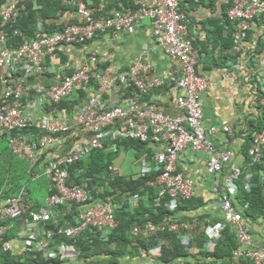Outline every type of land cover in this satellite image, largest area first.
Segmentation results:
<instances>
[{"label": "built area", "instance_id": "obj_1", "mask_svg": "<svg viewBox=\"0 0 264 264\" xmlns=\"http://www.w3.org/2000/svg\"><path fill=\"white\" fill-rule=\"evenodd\" d=\"M26 1L0 2V139L7 141L13 155L30 165L34 179L41 176L37 169H42V175L50 185L51 194L46 197L44 206L31 213L29 226L56 218L51 209L73 202L82 210L79 224L68 228L67 236L73 237L86 227H92L103 235L114 229L117 221L111 203L95 205L85 185L69 184V167L87 158L105 142H110L113 150L116 141L125 139L162 147L150 159L142 153L137 159L139 168L136 176L157 173L147 185L160 187L158 196L168 197L166 207L169 211L176 208L179 200L193 195L192 180L177 171L180 152L187 148L201 151L206 155L207 174L218 175L222 165L228 161L230 151L217 150L212 138L220 133L230 134L232 126L227 123L218 129L205 128L201 124L200 96L208 82L197 73V55L188 32L190 20L178 10V0H137L133 8L119 3L117 9L107 16L94 14L85 0H58L63 6L73 5L81 20L65 23L61 29L49 33L38 22L36 27L40 34L33 38L21 36L19 45L11 48L6 28L12 29L13 34H19L14 24ZM263 11L264 0H234L226 12L235 28L233 37L244 38L256 24L254 18ZM143 21L149 22L155 48L163 51L172 62L167 75L153 74L148 49H142L131 59L126 72L113 74L107 80H103L100 59L93 53L80 68L66 73L59 81L51 84L35 82L46 74V62L55 57L59 47L82 45L107 31L114 36L133 33ZM91 81L96 84L95 88ZM165 85L168 89L161 91ZM115 86H120L123 91L120 95L123 106L109 104L103 97ZM79 89H84L87 96L76 110L69 112L58 107ZM125 89L129 93H125ZM162 99L166 102H161ZM166 103L173 105L174 111H170ZM261 104L264 109V98ZM65 117H71L72 124ZM263 141L264 130L257 134L250 152L254 160L262 153ZM238 173L225 177L220 189L217 184L214 186L215 191L219 190L218 207L222 221L206 228L204 246L207 251H212L225 225L229 224L235 228L239 244L233 255L248 258L254 264H264V245L253 242L251 227L244 223L232 205L231 195L236 192L234 178ZM24 195L22 188L17 197L0 198V221L18 218L26 212L28 206L23 202ZM138 200V195H133L129 203L137 206ZM262 200L264 205V191ZM196 226V222L171 218L135 225L132 228L135 236L156 237L157 241L149 251L143 250L141 264L159 261L164 245V240L159 237L161 233L178 234L180 241L187 245L197 233ZM2 232L0 229V234ZM46 234L51 236L50 232ZM10 247L9 241L2 243L3 250ZM69 248L73 253L74 249ZM69 248L62 245L60 252H67Z\"/></svg>", "mask_w": 264, "mask_h": 264}, {"label": "trees", "instance_id": "obj_2", "mask_svg": "<svg viewBox=\"0 0 264 264\" xmlns=\"http://www.w3.org/2000/svg\"><path fill=\"white\" fill-rule=\"evenodd\" d=\"M232 5L233 0H198L197 2L194 0H178V10L189 16L198 6L213 10L217 7L219 8V16L211 17L209 20L213 28L210 34L216 35L214 37L215 39L216 37L219 38L222 44L221 47L224 50L231 49L234 44L232 38L234 28L226 16L227 8ZM64 10V7L58 0H27L24 10L20 12L14 24V28L19 30V34H13L12 29L6 28L9 35V46L11 48H16L22 39L21 36L33 38L40 34V31L36 27V23L38 22L42 23L47 33L61 29L62 26L60 25L54 26L53 20L61 16ZM253 22H264V11L261 15L254 18ZM247 33L250 34L251 32L248 31ZM257 39L259 45L262 44V47H264V34L260 35ZM228 41H230V44H228ZM192 43L194 42L192 41ZM248 78L249 75L245 78L244 82L252 90L256 82ZM128 89L131 91L130 88ZM167 89L168 87L165 85L160 90L165 91ZM86 95L85 91L77 90L74 96L61 102L58 107L65 108L69 112L76 110L78 103L84 99ZM245 120L244 125L248 127V134L244 137L245 142L241 147V152L244 156H246L247 149L250 145L251 131L253 129L260 131L264 128V114L261 113L256 118H245ZM24 132L25 131H20L19 133ZM219 145L223 146V143L219 141ZM115 146L116 148L113 150L110 148L111 143L105 142L101 148L94 150L87 158L72 164V166L69 167V179L76 184L87 182L89 187H94L92 194L97 200L105 201L109 198L113 204L117 226L105 237H97L99 232L90 228L75 239H67L61 235L60 232H58V228H56L59 225L47 224L44 226L54 231L55 243L63 241L71 242L75 244L76 248L80 251V255L75 262L66 264H123L126 256H133L136 258L135 260L139 262L143 260L142 251H149V249L156 245L157 241L156 237L143 239L132 234L131 229L135 225H145L148 222L157 223L168 215H171L174 219L187 221H193L195 218L200 220L204 218L211 219L210 214H201L196 217L192 214L188 215L191 213L190 211L195 209L197 202L200 200L195 196L186 201H181L182 203L177 208L176 212H169L166 207L167 198L156 200L160 187L147 185L148 181L154 180L157 173H150L144 177L133 178L132 176L120 175L114 170L113 163L120 153L132 148L137 152V157L135 158H138L139 154L143 151L151 155V143L148 144L137 140H124L115 142ZM0 150H2V153L10 151L7 146V141L3 138L0 139ZM10 154H12L11 151ZM10 154L7 155L10 156ZM12 156L15 155L12 154ZM12 167L13 165L11 162L7 161L3 166V171H0V195L4 197L15 196L24 186L27 195L31 196L32 182H34L32 179L33 172H31V170L30 172H26L30 176V179L25 182L24 180L26 178H22L24 175H20L19 172L17 173L15 171L14 174L12 173ZM249 170L252 173L249 189L247 190L245 188L244 177L246 170L244 169L240 177L235 181L237 185V195L233 199V202L235 209L241 213L244 222L253 228L256 222L258 225L261 220L264 223V205L262 200V190L264 187V155L261 157V161L251 166ZM37 171L41 172L39 169H37ZM41 179H43L45 183V189L42 194L45 197L50 194L47 190L48 183H46L45 177ZM39 191H41L40 188H38V192ZM42 195L39 193V196L34 197V205L37 206L41 204L39 197ZM133 195H138L139 197L137 206H132L129 203V199ZM204 204H206V202L200 205ZM208 204H210V202ZM62 210H65L67 214L59 228L75 225L79 212L78 206L73 203L70 209L63 206ZM26 216L27 214H23L16 223L11 219L0 221V227L12 224V229H9L4 235L5 239L13 238L17 235L15 234V229L23 222ZM214 220H217L216 217L212 221ZM255 234L252 235L253 241L256 244H261L255 241ZM159 237L164 240V245H162L161 257L156 264H179V262H183L184 264H254L253 261L248 258L233 255V250L239 248V244L237 242L235 228L230 225H227L222 231L221 237L216 240L215 247L212 251H207L205 249V236L203 232L196 234L194 240L190 245L187 244V246L180 241L179 235L173 232L161 233ZM0 263L60 264L57 260L45 259L42 253L38 251H22L17 253L11 250H3L1 243Z\"/></svg>", "mask_w": 264, "mask_h": 264}, {"label": "crops", "instance_id": "obj_3", "mask_svg": "<svg viewBox=\"0 0 264 264\" xmlns=\"http://www.w3.org/2000/svg\"><path fill=\"white\" fill-rule=\"evenodd\" d=\"M136 1L137 0H85V3L94 14L107 16L117 9L119 3L125 7H132L135 5ZM63 7L65 9L64 13L53 20L54 26H62L68 22H78L81 20L73 5H66ZM219 14L220 10L218 7L213 10L198 6L197 9L191 13V25L189 28L191 39L194 42L193 47L199 59L198 69L207 77L206 79L209 82L208 87L202 94V121L205 127L222 125L226 122L233 123L236 126L238 124L237 121L240 119L256 117L254 111H251L248 106V94H246V90H250V88L246 87V90L244 88V67H241L242 62L240 57L242 56V51L246 52L248 49H251L252 46L247 42H242L243 50H240L239 45L235 52L237 55L229 53V50H232V48L228 50L222 49L219 38L216 37L215 39L214 37L216 35L210 34L213 28L209 23L211 17H218ZM148 25V21H143V24L137 27L133 33H120L114 36L112 32L107 31L99 34L96 38L85 44L59 47L55 57L46 62V74L35 79V82H43L46 84L57 82L66 73L80 68L85 59L93 53L100 59L103 80H107L109 76L113 74L126 72L129 69L131 59L142 49L150 50V59L154 67L153 74L162 77V75L171 69L172 62L160 49L155 48V43L150 36L151 33ZM262 34H264V22H261L260 29L258 26H254V30L249 34V40L258 42L257 38ZM233 42L234 44L232 47L237 44L235 40H233ZM228 44H230V41H228ZM91 86L95 88L96 84L91 81ZM127 89H125V93H128ZM79 90L85 91L84 89ZM122 93L121 87L115 86L111 91L104 93L103 97L109 104H120L123 106L124 103L120 97ZM74 94L71 96H74ZM96 94L98 93L96 92ZM82 100L78 103L77 108ZM161 102L165 103L166 99H162ZM166 104H168L170 111H174L173 105L169 103ZM65 118L72 124L71 117ZM238 145L239 141L236 140L235 143L233 141V147L231 145L229 146L234 153L231 160L232 163L240 166L243 158L240 157ZM126 152L132 153V159L126 160L125 156H122L118 166L116 165V160L118 161V158L114 161L115 171L123 175L133 174L138 171L139 168L137 163L134 164L136 162L134 159V151L129 150ZM204 164L205 155L191 152L189 149L182 152L177 160L178 170L195 181L196 195L201 196L205 202L207 200L205 198L206 193H209V191L212 192L211 186L213 181L212 178L205 173ZM123 170H126L128 174H124ZM32 183V195L34 197L39 196V193L42 195L45 189L43 179H38ZM38 188H40L41 191L38 192ZM39 201L43 204V195L39 197ZM215 209V203H211L204 205L191 214L199 215L209 213L215 216V213H217ZM251 229V235L256 233L254 238L255 241L264 244L263 221L261 220L259 225L256 222L255 226ZM14 246L15 250L19 251L21 244L19 241H15Z\"/></svg>", "mask_w": 264, "mask_h": 264}, {"label": "clouds", "instance_id": "obj_4", "mask_svg": "<svg viewBox=\"0 0 264 264\" xmlns=\"http://www.w3.org/2000/svg\"><path fill=\"white\" fill-rule=\"evenodd\" d=\"M233 2H234V0H233ZM63 6V5H62ZM134 6H132L131 8H133ZM229 8V7H228ZM228 8H227V10H228ZM227 10H226V12H227ZM188 17H189V20H190V22L188 23V32H189V37H190V39H191V35H190V30H189V28H190V25H191V15L189 16V15H187ZM227 16V15H226ZM231 22V21H230ZM72 23V22H71ZM232 23V22H231ZM232 25H233V23H232ZM256 26H258L259 27V29H260V26H261V23H256L255 24ZM255 25H253L252 26V28L249 30L250 32L251 31H253L254 30V26ZM233 28H234V25H233ZM234 31H235V28H234V30H233V33H232V38H233V40H235L236 41V45H234L233 47H231L232 48V50H229L230 52L229 53H232L233 55H237V53H235L236 51H237V47L240 45V50H243L242 49V42H247L248 44H250L251 46H252V48L251 49H248L246 52H243L242 51V56H240L241 57V62H242V65H241V67L243 66L244 67V75H243V77H244V80L243 81H245V78L249 75V78L248 79H251V80H254L255 82H256V85L253 87V89L251 90H246V87H249V86H247L246 84H244V88H245V90H246V94H248V96H247V99H248V106L250 107V109H251V111H254V113L256 114V117H258V115H260L261 113H263L264 114V109H263V106H262V104H261V100L264 98V91H263V89H264V86H263V84H264V81H262V79L264 78V47H262V44L261 45H259V43L258 42H254V41H250L249 40V34L246 32V35H245V37L244 38H235V37H233V34H234ZM151 36V35H150ZM152 37V36H151ZM246 37H247V39H246ZM153 39V38H152ZM153 41H154V39H153ZM191 41H192V39H191ZM193 44V43H192ZM195 50V49H194ZM228 50V49H227ZM142 51V50H141ZM140 51V52H141ZM148 52H149V55L151 54V52H150V50L148 49L147 50ZM163 52V51H162ZM195 52H196V50H195ZM165 55V54H164ZM196 55H197V53H196ZM150 57V56H149ZM236 57V56H235ZM239 59V58H238ZM150 61H151V59H150ZM237 64V63H236ZM235 64V65H236ZM130 65V64H129ZM151 65L153 66V64H152V62H151ZM199 59H198V56H197V66H196V70H197V73L199 74V75H201V76H203V77H205V78H207L206 76H204L200 71H199ZM153 70H154V67H153ZM169 72V71H168ZM167 72V73H168ZM167 73H165L166 75H167ZM164 74V75H165ZM164 75H162V76H164ZM247 79V80H248ZM207 80V79H206ZM207 82H208V80H207ZM208 84H209V82H208ZM207 87H208V85H207ZM206 87V88H207ZM205 91V90H204ZM203 91V92H204ZM203 92L201 93V96H200V103H201V111H202V109H203V106H202V94H203ZM258 96V97H257ZM60 108V107H59ZM255 117V118H256ZM253 118V117H252ZM202 119H203V111H202V116H201V124H202V126L203 127H205L204 125H203V121H202ZM244 121H246L245 119H240V120H238L237 121V125L235 126V124H233V123H230V122H226V123H224V124H222V125H211V126H208V127H205V128H210V127H214V128H218V129H222L223 128V126L225 125V124H230L231 126H232V131H231V133L230 134H228V133H220L219 135H217V136H215V137H213L212 138V140H213V143L215 144V147H216V149L217 150H223V149H225V150H228V151H230V155H229V158H228V161L227 162H225L223 165H222V168H221V170L219 171V173H218V175L215 177V176H211V175H209V174H207V172H206V170H205V165H206V155L204 154V153H202L201 151H199V152H195V151H193L192 149H190V148H187V149H189L191 152H194V153H202V154H204L205 155V164H204V171H205V173L207 174V175H209L211 178H212V181H213V183H212V186H211V190H212V192H210V196H207V194H208V192L206 193V195H205V198L207 199V197H209V199L208 200H206L205 202H206V204H204V205H208V203L210 202V204L211 203H215V206H216V209H215V211H217V213H215V216H212L211 214V219L210 218H204V219H194L193 221H187V220H178V219H176L177 221H184V222H188V223H192V222H196V230H197V233L196 234H198L199 232H203L204 233V236H205V241H206V234H205V230H206V228L207 227H209V226H213V225H216V223H219V222H221L222 221V213H221V210H220V208L218 207V202H219V195L217 194V192L219 191V190H217V191H215L214 190V186L217 184V186L219 187V189L221 188V184H222V182H223V180H224V178L225 177H227V176H229V175H233L235 172H239L238 173V175H237V177L236 178H234V183H235V181L240 177V175L242 174V172H243V170L245 169L246 170V173H245V177H244V180H245V188L248 190L249 189V186H250V184H249V182L251 181V178H252V173L250 172V167L251 166H253L254 164H256V163H258V162H260L261 161V157L264 155V141H263V143H262V153H261V155H260V157L258 158V159H256V160H254L253 158H254V156L253 155H251L250 154V152H251V150L253 149V145H254V142H255V138L257 137V134H259V133H261L263 130H264V128L262 129V130H260V131H258V130H252L251 131V140L249 141L250 142V145H249V147H248V149H247V154H246V156H244L243 154H242V152H241V147L243 146V144H244V137H246L247 136V134H248V127L247 126H245L244 125ZM125 140H131V139H125ZM218 140V141H217ZM236 140H238L239 141V145H238V148L240 149V157H242L243 158V161L241 162V164H240V166H238V165H234L233 163H232V156L234 155V153H233V150H232V148L229 146V145H231L232 147H233V141H234V143H235V141ZM121 141H124V140H121ZM219 141L221 142V143H223V146H220L219 145ZM117 142V141H116ZM146 143H150V142H146ZM150 146V145H149ZM151 149H152V154L151 155H148V152H145V151H143L144 153H145V155L147 156V159H150V157L157 151V150H159V149H162V147L161 146H158V145H156V144H152L151 143ZM186 149V150H187ZM129 150H132V151H134V159H135V163H137V165H138V162H137V159H139L140 158V156L142 155V153L141 154H139V156H138V158H135V157H137L136 155H137V152L135 151V149H132V148H130V149H128L127 151H129ZM185 151V150H184ZM183 151V152H184ZM126 152V151H125ZM122 153H124V152H122ZM182 152H180L179 153V155L181 154ZM179 155H178V157H179ZM178 157H177V160H178ZM118 158V157H117ZM116 158V159H117ZM115 159V160H116ZM27 163V162H26ZM28 164V163H27ZM230 167H229V166ZM139 166V165H138ZM229 167V168H228ZM113 168H114V163H113ZM115 170V169H114ZM39 171H41V172H39L40 174H41V176H39L38 178H33L32 177V179L34 180V181H36V180H38V179H41V178H43V177H45L44 175H42V169H39ZM177 171H179L178 170V168H177ZM27 172H30V165L28 164V168H27ZM117 172V171H116ZM180 172V171H179ZM118 173V172H117ZM136 173H137V171L135 172V173H133V174H129V175H125V176H132L133 178H136V177H140V176H136ZM118 174H120V173H118ZM120 175H123V174H120ZM186 177H188L187 175H185ZM188 178H190L191 180H192V182H193V195L191 196V197H193V196H195V197H198L200 200L197 202V204H196V207H195V209H193V211H190L191 213H193L194 211H196V210H198V209H200L201 207H203L204 205H200L201 203H204V201H203V198L201 197V196H197L196 195V189H195V181L191 178V177H188ZM45 179H46V183H48V187H47V190H48V192L51 194V192H50V188H49V182H48V180H47V178L45 177ZM69 184H71V185H85L86 186V188H87V190H89V192H90V194H91V196H92V198H93V200H94V204L95 205H103V204H106V203H111V201H110V199L109 198H107L105 201H101V200H97L96 199V197L92 194V191L94 190V187H89L88 186V184H87V182H82V183H79V184H76V183H74V182H72V181H70L69 182ZM218 187H217V189H218ZM235 187H236V192H235V194H233V195H231V201H232V205H233V207H234V202H233V199L235 198V196L237 195V185L235 184ZM24 190H25V195L23 196V202L25 203V205H27L28 206V208H27V210H26V212H23V214H27V216L24 218V220H23V222H21L18 226H17V228L15 229L16 230V233L15 234H17V235H15L13 238H9V239H5L4 238V235H5V233L10 229H12V224H8V225H4V226H1L0 227V229H3V232L0 234V243H1V246H2V243L4 242V241H9L10 243H11V247H10V249H8V250H11V251H15V252H17V253H20V252H22V251H38V252H41L42 253V255H43V257L45 258V259H53V260H57L58 262H60V264H66V263H69V262H75L77 259H78V257H79V255H80V251L76 248V246H75V244H73V243H71V242H60V243H55L56 242V240L54 239V231L53 230H51V229H49V228H45L44 226L45 225H47V224H54V225H59L58 227H56V228H58V232H60V234L61 235H63L64 237H66L67 239H75L76 237H78L80 234H84L85 233V231L87 230V229H90V228H92V227H86L84 230H82L81 232H79L78 234H76L75 236H73V237H70V236H67L66 235V230L68 229V228H73V227H75V226H77L78 224H79V213H80V211L82 210V209H80V205L79 204H76L77 206H78V209H79V212H78V216H77V223L75 224V225H71V226H64V227H62V228H59L60 227V224H61V222L63 221V220H65V216H66V214H67V212L65 211V210H62V208H63V206L64 207H66V208H68V209H70V207H71V204H73V202H71V203H67V204H61V205H58L56 208H54V209H51L52 210V215H55L56 216V218H51V219H49V220H46V221H41V222H39V223H35L33 226H29V224H31L32 223V221H31V213L32 212H37L38 210H39V208L40 207H42V206H44V203H45V199H46V197H48V196H45L44 197V201H43V204H40V205H34V203H33V199H34V196L33 195H31V196H29V195H27V191H26V189L24 188V186L22 187ZM21 188V189H22ZM21 189L19 190V192H18V194L17 195H15V196H10V197H17L18 195H19V193H20V191H21ZM264 191V187H263V190H262V192ZM31 197V198H30ZM158 195H157V197H156V200H160L161 198H167L166 199V202L168 201V197L167 196H164V197H159V199H158ZM191 197H189L188 199H190ZM0 198H8V197H4L3 195H0ZM188 199H182V200H179V202H178V204H177V206H176V208L174 209V210H172V211H169V212H176V210H177V208L181 205V203L183 202V201H186V200H188ZM110 201V202H109ZM182 201V202H181ZM111 205H112V213H113V215H114V211H113V204L111 203ZM70 206V207H69ZM235 208V207H234ZM236 210V209H235ZM237 211V210H236ZM237 212H239V211H237ZM190 213V214H191ZM240 213V212H239ZM23 214H21L18 218H13V219H11V220H14V222L16 223V222H18L17 220H19V218L23 215ZM177 214V213H176ZM207 214H209V213H207ZM241 214V213H240ZM189 215V214H188ZM192 215H194V214H192ZM199 215H201V214H199ZM196 216H198V214L196 215L195 214V217ZM215 217H216V221L214 220V221H212L213 219H215ZM242 217V216H241ZM115 218V217H114ZM165 218H171V219H174V218H172L171 217V215H168L167 217H165ZM7 220H9V219H7ZM116 220V219H115ZM205 220H208V221H205ZM243 220V219H242ZM6 221V220H5ZM244 221V220H243ZM245 223V222H244ZM245 224H247V223H245ZM227 225H229V224H227ZM227 225H225V227L227 226ZM248 225V224H247ZM117 226V225H116ZM115 226V227H116ZM231 226V225H230ZM248 226H250V225H248ZM4 227H6V228H4ZM114 227V228H115ZM225 227H224V229H225ZM233 227V226H232ZM251 227V226H250ZM252 228V227H251ZM93 229V228H92ZM223 229V230H224ZM95 230V229H94ZM113 230V229H112ZM222 230V231H223ZM95 231H97V230H95ZM47 232H50L51 233V236H47ZM99 232V231H98ZM235 232H236V230H235ZM251 232H252V229H251ZM131 233H132V229H131ZM107 234H109V233H107ZM107 234H105V235H103V234H101L100 232H99V234H98V236L97 237H100V236H107ZM133 234V233H132ZM221 234H222V232H221ZM220 237H221V235H220ZM219 237V238H220ZM251 237H252V235H251ZM195 238V237H194ZM218 238V239H219ZM143 239H148V238H143ZM217 239V240H218ZM194 240V239H193ZM192 240V241H193ZM253 240V239H252ZM15 241H19V243L21 244V247L19 248V251H17V250H15V246H14V242ZM191 241V242H192ZM191 242H189L188 244L190 245V243ZM216 242V241H215ZM254 242V241H253ZM255 243V242H254ZM205 244V243H204ZM256 244V243H255ZM62 245H64L65 246V248H69L70 246L74 249V252L72 253L71 252V250H70V248H69V250L67 251V252H64V253H61L60 252V246H62ZM260 245H262V244H260ZM187 246V245H186ZM215 247V246H214ZM3 249V248H2ZM214 249V248H213ZM150 250V249H149ZM145 251V250H144ZM147 252V251H146ZM142 253H143V251H142ZM132 258H134L133 256L132 257H129V256H126V258H125V260L123 261V264H141V262L144 260V256H143V260H141V261H139V262H137L135 259H132ZM132 259V260H131ZM130 260H131V262L132 263H130ZM62 262V263H61ZM154 264H156V262L154 263Z\"/></svg>", "mask_w": 264, "mask_h": 264}, {"label": "rangeland", "instance_id": "obj_5", "mask_svg": "<svg viewBox=\"0 0 264 264\" xmlns=\"http://www.w3.org/2000/svg\"><path fill=\"white\" fill-rule=\"evenodd\" d=\"M2 150H0V152H1V154H0V171L1 170L3 171V166L6 164L7 161H10L11 164L13 165V167H12L13 170H11L13 174H14V171H15L17 173L19 172L20 175H24L22 178H26L24 180L25 182L28 179H30V176L28 175V173H26L27 166H28L26 164V162L24 161L25 162L24 163L20 159H17L15 156H12V154H10V151H6V152L2 153ZM7 154H10V156H8ZM119 156H120V160H119ZM119 156H118V161L116 160V165L117 166H118L119 162L121 161V157L122 156H125L126 160L132 159V153L131 152L120 153ZM134 164H136V163H134ZM123 172H124V174H128V172L126 170H123ZM20 175H15V176H20ZM207 196H210V192L207 194ZM208 199H209V197H207V200ZM132 259H136V258H132ZM131 260H130V263H132Z\"/></svg>", "mask_w": 264, "mask_h": 264}]
</instances>
